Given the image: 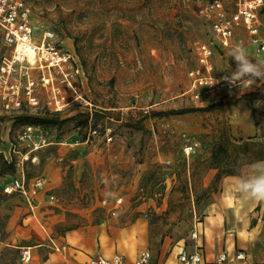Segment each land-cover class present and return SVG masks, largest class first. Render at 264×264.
<instances>
[{
	"label": "rangeland",
	"instance_id": "obj_1",
	"mask_svg": "<svg viewBox=\"0 0 264 264\" xmlns=\"http://www.w3.org/2000/svg\"><path fill=\"white\" fill-rule=\"evenodd\" d=\"M24 1L33 41L51 34V45L69 53L81 71L69 84L52 69L69 101L64 109L55 110L50 84H38L37 106L7 111L0 104V264L31 263H23L22 247L7 243L31 244L32 223L56 242L73 230L101 228L119 244L112 248L129 255L147 248L162 260L189 241L194 211L221 193L225 172L238 171L235 160L243 155L236 145L245 142L243 131L259 126L255 115L264 99L257 104L241 96L252 83L207 110L171 112L211 104L183 95L196 63L194 43L214 36L211 19L198 14V0ZM221 1L231 13L238 0ZM258 17L264 37V3ZM251 37L239 26L233 42L241 39L247 55L264 62ZM231 48L216 50L217 71L236 69ZM10 51L0 29V66ZM26 71L40 82L50 75L47 68L20 72ZM22 114L41 122L25 123ZM28 125L35 127L31 139L24 136ZM223 137L235 146L213 167L212 151ZM23 177L29 198L11 188Z\"/></svg>",
	"mask_w": 264,
	"mask_h": 264
},
{
	"label": "built area",
	"instance_id": "obj_2",
	"mask_svg": "<svg viewBox=\"0 0 264 264\" xmlns=\"http://www.w3.org/2000/svg\"><path fill=\"white\" fill-rule=\"evenodd\" d=\"M202 1H205V4ZM198 2V14L211 19L214 36L210 40H198L194 43L196 63L187 72L189 84L183 95L188 94L193 100L208 104L240 88L238 85H230L227 80L223 79L229 72L217 71L213 60L218 48L223 50L237 44L244 47L241 39L236 43L233 42L237 27H246L252 36L251 41L256 47L257 54H264V37L258 36V11L264 0H238L231 13L226 11L221 0H198ZM30 11V6L24 0H0V29L3 30L6 43L11 47L10 55L4 57L0 66V104L7 111H18L24 105L37 106L40 102L38 84L44 87L50 84L55 110H61L69 104V101L60 86L55 84L56 75L54 77L52 69L60 78L71 84L77 74H80L81 67L77 62L76 66L71 63L69 53H61L51 45L48 39L52 36L51 34H44L39 44L33 41L35 29L30 19ZM26 43L37 48L33 62L29 61L23 50V45ZM40 44H45L47 55L36 46ZM44 60L48 62L44 63ZM33 67L40 68L43 72L44 68H47L50 75L42 77L40 82L31 77L29 72H20ZM22 74H26V77L23 78ZM34 131L35 127L28 125L25 127L24 136L31 139ZM11 188L21 191L28 197L24 177L17 180ZM13 189L6 190L11 192ZM116 201L120 202L121 199ZM200 222V213L194 211V220L189 233V238L193 243L190 247L183 245L172 261L154 262L149 249L140 251L132 261L122 252L108 255L97 250L82 264H245L247 255L243 250L236 251L231 257L223 251L214 261L208 260L202 251ZM50 240L56 251H62V246L58 245L54 239L50 238ZM20 255L23 263L31 261V247H22Z\"/></svg>",
	"mask_w": 264,
	"mask_h": 264
},
{
	"label": "crops",
	"instance_id": "obj_3",
	"mask_svg": "<svg viewBox=\"0 0 264 264\" xmlns=\"http://www.w3.org/2000/svg\"><path fill=\"white\" fill-rule=\"evenodd\" d=\"M253 85L254 87L249 90L250 100L248 101H255L259 104L264 99V81L257 78ZM256 92H262L263 98L258 99ZM256 107L258 109L259 106ZM255 117L259 120V126L254 130V133L243 131L245 134L243 140L264 139V136L258 137V135H264V115L256 112ZM259 161H264V159L244 163L238 174L225 176L221 193L215 200L202 206L199 224L200 238L202 251L208 260L214 261L217 255L223 251H226L227 255L231 257L236 251L243 250L247 255L245 264H264V199L251 198L241 193L236 187L241 178L253 172L251 166ZM31 227L35 234V239L31 244L7 243L9 246L15 247H31L30 264H82L97 250L108 255L115 252L126 254L124 251L112 248L119 244L110 232L105 231L104 233L101 228L97 232L90 228L73 230L68 233L65 242H57L62 246V251H56L49 234L47 237L46 233L35 223H32ZM192 243L193 241L189 238L188 242L177 244L172 252L162 260L155 261L153 257V261H172L183 245L190 247ZM144 249L126 255L132 261Z\"/></svg>",
	"mask_w": 264,
	"mask_h": 264
},
{
	"label": "clouds",
	"instance_id": "obj_4",
	"mask_svg": "<svg viewBox=\"0 0 264 264\" xmlns=\"http://www.w3.org/2000/svg\"><path fill=\"white\" fill-rule=\"evenodd\" d=\"M229 55L237 62L236 69L223 78L230 85H238L242 89L248 88L257 78L264 81V62L249 57L242 45L231 48ZM251 167L253 172L241 178L236 187L251 198L264 199V161L255 162Z\"/></svg>",
	"mask_w": 264,
	"mask_h": 264
},
{
	"label": "trees",
	"instance_id": "obj_5",
	"mask_svg": "<svg viewBox=\"0 0 264 264\" xmlns=\"http://www.w3.org/2000/svg\"><path fill=\"white\" fill-rule=\"evenodd\" d=\"M249 93H242L241 96H243L245 99L250 100V97L248 95ZM217 103H211L210 105H206L203 107H187V108H183V109H178V110H172V113H184V112H191V111H204L207 110L209 108H212L216 105ZM263 106L261 105V108ZM261 114L264 115V110L258 111ZM152 113V112H151ZM152 114L154 115H158L159 113L157 112H153ZM22 117L23 122L25 123H29V124H40V117H37L36 115H28V114H22L20 115ZM264 136V135H263ZM254 138V137H253ZM255 139L252 140H244L243 141H238V143H240V145H236L237 146V151H239V154H242L243 157L241 159H236L235 162L236 164L239 165V169L240 167L247 162H254L256 160H262L264 159V139H261V141H254ZM222 140H220L219 142L215 143V147L213 148L212 151V159H211V166L213 167H220L221 166V162L224 158H227V153L229 150V145H234L235 143L227 138L223 137V141L224 143L221 142ZM252 141H254V143H251ZM252 144H254L253 148H250V146H252ZM235 146V145H234ZM227 156V157H226ZM0 158L3 159V154L0 152ZM3 162L8 166V171L13 170L14 169V165L11 163H8V161H6L5 159L3 160ZM239 169L238 171H226V175H236L239 173Z\"/></svg>",
	"mask_w": 264,
	"mask_h": 264
},
{
	"label": "bare ground",
	"instance_id": "obj_6",
	"mask_svg": "<svg viewBox=\"0 0 264 264\" xmlns=\"http://www.w3.org/2000/svg\"><path fill=\"white\" fill-rule=\"evenodd\" d=\"M36 46H38V49H40V51L43 50L45 55H47V53H46L47 48H46L45 44H42V45L40 44V45H36ZM36 49L37 48H33V46L29 45L28 43L23 45V50L27 54L29 61H31V62H33L36 58ZM26 157H28V154L26 155Z\"/></svg>",
	"mask_w": 264,
	"mask_h": 264
}]
</instances>
